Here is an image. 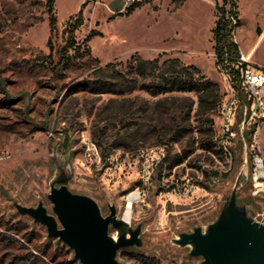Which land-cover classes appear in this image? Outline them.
I'll list each match as a JSON object with an SVG mask.
<instances>
[{"label": "rangeland", "instance_id": "rangeland-1", "mask_svg": "<svg viewBox=\"0 0 264 264\" xmlns=\"http://www.w3.org/2000/svg\"><path fill=\"white\" fill-rule=\"evenodd\" d=\"M132 1L54 0L57 20L51 30L46 0H0V264H57L73 256L72 248L57 237L49 239L46 226L18 212L14 204L42 201L53 213L48 192L61 166L69 175L68 187L92 196L103 214L109 213V204H115L117 215L124 217L126 195L133 189L141 191L129 220L132 225L141 223L143 243L118 249V258L126 264H200L202 256L190 255V247L180 246L172 237L215 219L236 182L238 202L264 221V183L260 190L254 189L251 158L243 141L239 136L235 139L234 162L227 165V172H219L213 154L222 158L227 153L214 137V143L205 141L208 126L198 129L194 110L187 130L168 141L166 177L182 181L186 173L208 163L213 171L203 186L188 195L168 194L161 169L149 183L142 182L136 150L161 142L152 135L132 139L126 129H135V121L148 123L158 96L145 88L93 92L97 83L93 71L110 61L120 67L133 53L159 56L161 61L178 57L220 84L213 28L220 6L230 4L138 0L128 13ZM236 5L240 22L232 39L240 51L252 52L253 64L264 68V0H236ZM81 7L83 23L74 34L83 49L90 47V53L83 50L67 66L54 70L66 42L67 21ZM187 94L196 98L194 92ZM212 116L215 121L216 110ZM91 143L100 152V161L88 149ZM260 145L264 153V123ZM185 153L189 155L183 157ZM128 156L133 167L122 164L111 172L109 157L123 161ZM180 157L184 160L177 163Z\"/></svg>", "mask_w": 264, "mask_h": 264}, {"label": "water", "instance_id": "water-1", "mask_svg": "<svg viewBox=\"0 0 264 264\" xmlns=\"http://www.w3.org/2000/svg\"><path fill=\"white\" fill-rule=\"evenodd\" d=\"M68 179L61 166L48 192L53 213L42 201L37 205L14 201L17 211L44 224L47 236L66 243L82 264H126L117 251L123 246L142 245L141 223L132 225L129 219L118 216L115 204H109V213L103 214L92 196L72 191ZM237 194L236 182L215 219L206 226L179 232L172 241L188 245L190 255L202 256L200 264H264V221L249 214Z\"/></svg>", "mask_w": 264, "mask_h": 264}, {"label": "trees", "instance_id": "trees-1", "mask_svg": "<svg viewBox=\"0 0 264 264\" xmlns=\"http://www.w3.org/2000/svg\"><path fill=\"white\" fill-rule=\"evenodd\" d=\"M139 2L133 0L128 6L127 12L129 13L133 6ZM224 3H229L230 7L220 6V14L213 28L214 50L218 55L224 50L239 51L238 43L232 39V33L240 22L236 0H224ZM46 4L50 11V27L51 30H54L57 20L53 10L54 0H46ZM82 23L81 7L77 15L67 21L66 42L59 50L58 64L53 65L54 70H58L59 65L67 66L72 57L79 56L83 50L90 53V47L83 49L75 38V30ZM93 73L97 76V83L92 89L93 92L109 90L126 93L137 88H145L152 95L158 96L149 114L148 123L135 121V129L131 131L126 129L128 137L131 136L132 139L137 140L142 136L149 137L152 135L156 142H161L167 149L168 141L180 138L183 132L187 130L186 124L187 122L191 124L192 110H194L193 114L199 121L198 129L203 131L206 130L204 126H208L207 131L210 135L205 141L209 144L214 143L213 134L216 120L214 121L212 115L215 110L217 111L222 93L219 82L206 77L197 66L185 64L178 57H167L161 61L159 56L145 58L138 53H133L124 63H121L120 67H117L115 62L110 61L104 65H99ZM188 92H194L196 98L188 95ZM146 104L147 101L141 103V109L144 110ZM200 140L203 141L204 138ZM196 141L194 139V142ZM218 150L221 152L220 148ZM188 155L189 153H185L183 157ZM183 157H180L176 162H182ZM212 171L213 169L206 170V177ZM57 264L82 263L71 256L69 259L58 261Z\"/></svg>", "mask_w": 264, "mask_h": 264}, {"label": "built area", "instance_id": "built-area-1", "mask_svg": "<svg viewBox=\"0 0 264 264\" xmlns=\"http://www.w3.org/2000/svg\"><path fill=\"white\" fill-rule=\"evenodd\" d=\"M233 21L235 19L233 18ZM216 57V69L220 77L221 99L217 108V119L213 137L227 144L226 155L213 154L220 164V171L227 172V165L233 164L234 153L232 145L239 136L244 148L251 158V177L254 189L260 190L264 183V153L260 145V130L264 123V68L252 63L249 55L243 51L231 52L224 50ZM240 114V116H239ZM100 161L101 155L94 143L88 146ZM138 152V169L143 183H149L158 169H161V182L165 191L179 195H188L203 186L206 179L205 171L213 169V165L202 163L194 173H186L183 180H170L166 177L165 145L140 147ZM111 172L118 171L122 164L131 168L130 156L123 161L109 157ZM141 198V191L133 189L126 195V203L132 199Z\"/></svg>", "mask_w": 264, "mask_h": 264}, {"label": "bare ground", "instance_id": "bare-ground-1", "mask_svg": "<svg viewBox=\"0 0 264 264\" xmlns=\"http://www.w3.org/2000/svg\"><path fill=\"white\" fill-rule=\"evenodd\" d=\"M249 57H250V55H249ZM214 139H215V141H217L220 145H221V147H222V149L226 152V153H228V146H227V144H225V143H223L221 140H220V138H216V137H214ZM223 152V151H222ZM135 155V154H134ZM136 160V159H135ZM134 160V161H135ZM117 161V160H116ZM138 161V160H137ZM133 165V164H132ZM218 168V167H217ZM232 169V168H231ZM132 205H133V201H132V199H130L128 202H127V208H126V210H125V213H124V218L125 219H129L130 218V216H131V208H132Z\"/></svg>", "mask_w": 264, "mask_h": 264}, {"label": "crops", "instance_id": "crops-1", "mask_svg": "<svg viewBox=\"0 0 264 264\" xmlns=\"http://www.w3.org/2000/svg\"><path fill=\"white\" fill-rule=\"evenodd\" d=\"M252 52L249 53V55H251Z\"/></svg>", "mask_w": 264, "mask_h": 264}]
</instances>
